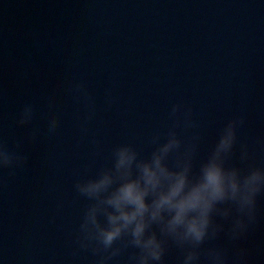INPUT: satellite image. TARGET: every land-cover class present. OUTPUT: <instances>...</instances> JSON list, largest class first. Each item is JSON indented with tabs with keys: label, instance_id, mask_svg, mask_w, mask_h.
Returning <instances> with one entry per match:
<instances>
[{
	"label": "water",
	"instance_id": "1",
	"mask_svg": "<svg viewBox=\"0 0 264 264\" xmlns=\"http://www.w3.org/2000/svg\"><path fill=\"white\" fill-rule=\"evenodd\" d=\"M81 80L96 104L87 135L76 119L84 103L65 91ZM53 91L60 125L49 136ZM29 101L40 129L34 141L31 125L14 123ZM177 102L199 125L198 159L229 118L243 115L238 138L264 163V0H0V135L9 145L24 138L29 154L15 175L0 174V264H92L74 243L85 204L75 173H94L117 143L149 151L147 138L165 128ZM239 246L248 264H264V197ZM178 256L169 248L165 264Z\"/></svg>",
	"mask_w": 264,
	"mask_h": 264
},
{
	"label": "clouds",
	"instance_id": "2",
	"mask_svg": "<svg viewBox=\"0 0 264 264\" xmlns=\"http://www.w3.org/2000/svg\"><path fill=\"white\" fill-rule=\"evenodd\" d=\"M65 91L83 101V117L77 113L76 119L87 135L95 99L82 80L69 82ZM114 99L106 89L105 104L110 107ZM46 108L47 134L55 135L60 125L55 91ZM36 111L34 102H25L14 121L17 127L32 126L29 141L40 134L33 124ZM168 119L147 138L149 151L117 143L94 173H75L73 188L85 204L74 243L92 254V264H117L126 251L124 264H165L169 248L178 251V264H248V250L239 241L258 222L264 163H256L249 144L238 138L245 117L229 118L199 159L202 136L191 107L173 103ZM24 142L9 145L0 135V174L13 176L27 165ZM259 143L264 146V140ZM221 233L226 243H214Z\"/></svg>",
	"mask_w": 264,
	"mask_h": 264
}]
</instances>
